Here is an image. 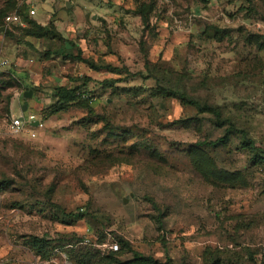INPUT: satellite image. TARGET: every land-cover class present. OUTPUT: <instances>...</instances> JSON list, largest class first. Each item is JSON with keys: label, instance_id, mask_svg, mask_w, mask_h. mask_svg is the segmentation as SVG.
Listing matches in <instances>:
<instances>
[{"label": "rangeland", "instance_id": "374dc122", "mask_svg": "<svg viewBox=\"0 0 264 264\" xmlns=\"http://www.w3.org/2000/svg\"><path fill=\"white\" fill-rule=\"evenodd\" d=\"M35 6L33 17L21 6L22 26L5 22L12 10L0 3V59L11 62L0 68V181L8 183L0 188V260L107 264L118 245L122 261L138 251L159 264H264V163L253 161L240 134L201 147L195 162L191 150L229 124L155 96L161 85L217 105L264 150V0ZM37 19L65 44L27 36ZM61 43L84 62L56 53ZM108 78L118 82L103 89ZM71 82L91 100L48 118L55 89ZM87 103L88 116L80 108ZM22 115L44 126L15 134L11 121ZM33 237L52 241L47 261L32 251Z\"/></svg>", "mask_w": 264, "mask_h": 264}, {"label": "trees", "instance_id": "16d2710c", "mask_svg": "<svg viewBox=\"0 0 264 264\" xmlns=\"http://www.w3.org/2000/svg\"><path fill=\"white\" fill-rule=\"evenodd\" d=\"M144 6L145 5H141L140 7H141V13L143 15V22L144 24L147 25L149 23V14L145 11ZM20 8L21 6L17 7L15 11H17L21 15V17L24 18L23 13ZM25 32L27 36H33L36 38H47V37L53 36L54 38L62 39V41L64 40V37H62L59 33H57V31L52 25L41 26L35 21L29 22V28L26 29ZM63 44H65V41H63ZM63 44L61 43L56 53L63 54L66 58H71V59L77 58L76 60L84 62V59H81V57H76L77 55L69 54L68 53L69 50L67 49L66 45H63ZM71 45L75 46L73 45V43H71ZM78 52H80V50H78ZM90 68L95 71L105 69L109 73L116 71V67L108 66V65L99 67L92 63H90ZM85 82L86 80L83 81L84 84ZM116 82L118 81H115L113 78H108V79L102 80L101 85L103 89H108V88L112 89L113 84L114 85L117 84ZM14 84L15 83H11L10 86L13 87ZM72 84L74 83L71 82V84H65L55 89V92L53 95L56 99V102L51 107L48 108L51 110L48 118H52L53 116L57 115L60 112H66L73 106L79 105L77 104L78 99H82L86 102L91 100L90 99L91 97H87L84 95L85 92L82 91L81 85L78 86L74 84L73 86H71ZM155 90H156L155 96L162 95L163 97L178 98L182 101L183 104L194 106L197 109L199 115L201 114L212 115L216 120L217 126L220 128H224L227 123L229 124V126L225 129L224 135L222 137H219L213 141H206V140L200 141L198 143L199 147L191 150V155H192V158L195 160V162L199 163L201 159L200 158L202 154L201 149H200L201 147L226 146L234 134H240L243 147L246 149H249L253 153V161L256 164L264 163V150H261L256 147L255 142L251 138L248 137V133L246 131L239 130L236 128L233 122L226 121L223 118L222 110L217 105H212V104H208L205 102H201L198 99H195L191 97L190 95H188L185 91H180L172 87H165V86L158 85V87H156ZM81 106L80 108L83 109V111L85 112V114H87V116L90 115V113H93L94 109L92 107L93 106L92 104L87 103L85 106L81 104ZM197 120L198 118L193 119V121H197ZM7 184L8 183L6 181H0V188L7 186ZM77 218L80 219L81 217L78 216ZM120 244L122 246V249H126V247H130V245L126 241H120ZM31 248L37 258H39L40 260H46V261L50 258V254L52 250L55 249V247H52V241H50L47 238H40V237L32 238ZM118 250L116 251L112 250V252H109L108 255L104 257V259H106L107 264H159L153 257L146 256L138 251H132L133 257L126 261H122L117 256L116 252ZM79 264H87V263L81 260L79 261Z\"/></svg>", "mask_w": 264, "mask_h": 264}, {"label": "built area", "instance_id": "2783aa9c", "mask_svg": "<svg viewBox=\"0 0 264 264\" xmlns=\"http://www.w3.org/2000/svg\"><path fill=\"white\" fill-rule=\"evenodd\" d=\"M36 13L35 8H29L28 9V14L29 16H34ZM5 22L8 24H16V25H21L23 23L22 17L21 15L15 11L12 12L11 14H8L5 17ZM11 63L9 62L8 59H3L0 61V66L4 67V66H10ZM85 96L89 97L88 95H86V93H84ZM38 122V126L37 127H43L44 126V122L41 120H37L36 117L34 115H30L28 119H26L23 115L22 116H18V117H14L11 121V129L13 130V132L15 134H20L24 131V127L27 124H31L34 125V123ZM118 245H114L112 246L113 250H118ZM0 264H8L7 261L5 260H0Z\"/></svg>", "mask_w": 264, "mask_h": 264}, {"label": "crops", "instance_id": "0c3cea01", "mask_svg": "<svg viewBox=\"0 0 264 264\" xmlns=\"http://www.w3.org/2000/svg\"><path fill=\"white\" fill-rule=\"evenodd\" d=\"M64 0H1L0 1V3L2 4V6H8V10H12V12H14L15 10H16V8L17 7H20V6H22V5H27V7H28V9L29 8H35V11H36V13H35V15H37L38 14V9L36 8V6H35V4H42V5H50V4H56V5H58L59 3H61V2H63ZM11 12V13H12ZM10 13V14H11ZM26 14H27V16H28V10L26 11ZM34 15V16H35ZM50 14H48V15H46L45 14V16H44V18H42V20L43 19H45V20H50L51 18H52V15H50ZM29 17H33V16H29ZM22 20H23V17H22ZM38 20V19H37ZM39 25H41V26H48L49 25V23L48 24H44L43 22H41V21H36ZM50 22V21H49ZM25 24H26V22H24L23 21V23L21 24L22 26H25ZM27 40H30V39H24L23 40V44L22 45H24L25 47H26V42H28ZM23 46V47H24ZM3 59H7V58H2V59H0V61L1 60H3ZM9 60V59H8ZM9 62H10V60H9ZM23 62V60H21L19 63H22ZM11 63V62H10ZM23 64V63H22ZM21 66V65H20ZM8 67H10V66H4V67H1L0 66V68H8ZM10 74L13 76V77H15V75H14V73H11L10 72ZM33 83H34V81H33ZM65 84H67V83H64L63 85H65ZM63 85H61V86H63ZM35 127V126H34Z\"/></svg>", "mask_w": 264, "mask_h": 264}, {"label": "water", "instance_id": "95a60500", "mask_svg": "<svg viewBox=\"0 0 264 264\" xmlns=\"http://www.w3.org/2000/svg\"><path fill=\"white\" fill-rule=\"evenodd\" d=\"M31 96H32V92H31V91L26 92V93L24 94V97H25V98H30ZM26 109H27V105L24 106L23 110L26 111ZM33 126L37 127V126H38V122L34 123Z\"/></svg>", "mask_w": 264, "mask_h": 264}]
</instances>
